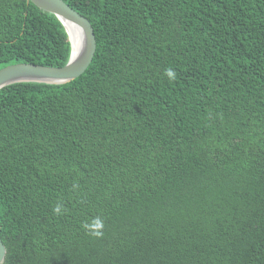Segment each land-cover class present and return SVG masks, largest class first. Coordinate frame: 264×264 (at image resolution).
I'll list each match as a JSON object with an SVG mask.
<instances>
[{
  "label": "trees",
  "instance_id": "obj_1",
  "mask_svg": "<svg viewBox=\"0 0 264 264\" xmlns=\"http://www.w3.org/2000/svg\"><path fill=\"white\" fill-rule=\"evenodd\" d=\"M62 1L96 49L0 89L3 264H264V0ZM69 55L54 15L0 0V69Z\"/></svg>",
  "mask_w": 264,
  "mask_h": 264
},
{
  "label": "water",
  "instance_id": "obj_2",
  "mask_svg": "<svg viewBox=\"0 0 264 264\" xmlns=\"http://www.w3.org/2000/svg\"><path fill=\"white\" fill-rule=\"evenodd\" d=\"M35 7L54 15L62 24L69 43L70 55L62 67H47L18 63L0 69V89L17 83L61 85L81 76L90 65L96 49V40L90 22L62 0H27ZM64 22L75 26L82 37V47L75 55ZM5 257V248L0 240V258Z\"/></svg>",
  "mask_w": 264,
  "mask_h": 264
},
{
  "label": "clouds",
  "instance_id": "obj_3",
  "mask_svg": "<svg viewBox=\"0 0 264 264\" xmlns=\"http://www.w3.org/2000/svg\"><path fill=\"white\" fill-rule=\"evenodd\" d=\"M164 75L169 80H175L176 78V73L171 68L166 69ZM60 211H61V207L60 205H57L56 208L54 209V212L59 214ZM84 228L86 231L90 233V235H92L93 237L99 238L103 236L104 222L99 217H95L91 219L90 223L85 224ZM0 264H3V257L0 258Z\"/></svg>",
  "mask_w": 264,
  "mask_h": 264
},
{
  "label": "bare ground",
  "instance_id": "obj_4",
  "mask_svg": "<svg viewBox=\"0 0 264 264\" xmlns=\"http://www.w3.org/2000/svg\"><path fill=\"white\" fill-rule=\"evenodd\" d=\"M65 29L69 35L71 44H72V53L73 55L77 54L79 50L82 47V37L79 32V30L73 26L72 24H69L67 22H64Z\"/></svg>",
  "mask_w": 264,
  "mask_h": 264
}]
</instances>
